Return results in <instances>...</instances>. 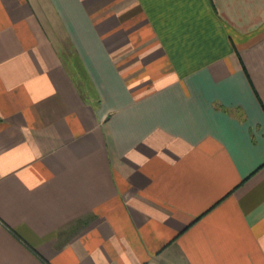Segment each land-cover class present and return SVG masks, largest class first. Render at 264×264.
Wrapping results in <instances>:
<instances>
[{
	"label": "crops",
	"instance_id": "crops-1",
	"mask_svg": "<svg viewBox=\"0 0 264 264\" xmlns=\"http://www.w3.org/2000/svg\"><path fill=\"white\" fill-rule=\"evenodd\" d=\"M0 264H264V0H0Z\"/></svg>",
	"mask_w": 264,
	"mask_h": 264
}]
</instances>
